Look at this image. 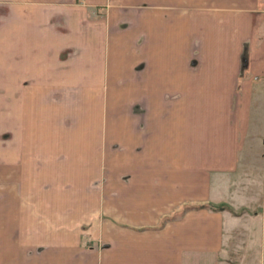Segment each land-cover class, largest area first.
Returning <instances> with one entry per match:
<instances>
[{
	"label": "crops",
	"instance_id": "1",
	"mask_svg": "<svg viewBox=\"0 0 264 264\" xmlns=\"http://www.w3.org/2000/svg\"><path fill=\"white\" fill-rule=\"evenodd\" d=\"M257 11L259 0H0V90L16 101L33 91L41 106L80 107L58 116L56 135L35 134L56 159L50 168L64 170L51 184L68 185L61 179L73 169L84 179L111 153L113 170L130 173L129 189L114 192V225L101 228L104 250L81 246L70 222L0 226V264L30 262L28 239L49 251L40 264H217L235 217L198 208L151 225L168 213L171 194L200 192L189 187L187 170L217 166L225 125L218 131L215 122L230 118L233 77ZM127 91L128 111L106 113L107 101H122ZM233 136L220 151L231 160Z\"/></svg>",
	"mask_w": 264,
	"mask_h": 264
},
{
	"label": "rangeland",
	"instance_id": "2",
	"mask_svg": "<svg viewBox=\"0 0 264 264\" xmlns=\"http://www.w3.org/2000/svg\"><path fill=\"white\" fill-rule=\"evenodd\" d=\"M254 19L257 23L254 35L248 44H243V57L239 58V69L233 77L234 88L227 101L230 118L227 124L220 116L215 122L218 131L225 125L224 131L218 133L217 166L208 170L206 167L187 170L186 176L193 184L189 187L199 188L200 192L188 190V194L185 192L187 195H180V198L171 194L169 202L164 203L167 208H163L168 209V213L151 225L157 227L184 210L198 208L222 211L235 217L223 231L217 264H264V0H259V11ZM248 48L250 59L247 58ZM259 67L262 71H258ZM9 92L10 96L8 91L4 94L0 90V226L38 228L70 222L67 224L79 227L81 246L104 250L106 244L100 239L103 237L101 228L114 225V192L124 186L126 191L129 189L130 173L113 170L114 155L111 153L107 154L105 167L86 171L88 176L84 179L81 170L73 169L61 179H68V185L59 186L56 178L51 184V179L64 170L50 168L56 159L43 153L46 139L38 137L37 141L35 134L53 130L56 135L60 129L55 122L58 116L71 112L80 114V107L75 112L66 102L58 106L49 101H46L48 105L41 106L45 101H34L33 91L25 94V100L16 101L13 91ZM223 92H218L219 100ZM123 97L122 101H107L106 113L127 112L124 105L129 92ZM222 103L215 101L219 106ZM71 125L75 124L69 122L68 126ZM232 135L234 153L231 160L220 151L232 141ZM86 179H90V184ZM124 205L129 207V203L122 204V211H128ZM61 215L67 217L61 218ZM91 228L95 230L93 233H89ZM29 236L34 237L33 233H27ZM28 240L24 253L31 261L25 264L44 263L49 251L40 247L33 249ZM62 256L65 257V253Z\"/></svg>",
	"mask_w": 264,
	"mask_h": 264
}]
</instances>
